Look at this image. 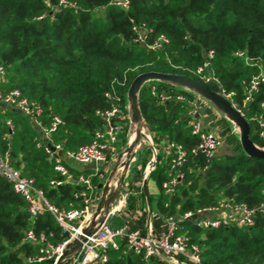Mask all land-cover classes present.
Wrapping results in <instances>:
<instances>
[{"label":"trees","instance_id":"trees-1","mask_svg":"<svg viewBox=\"0 0 264 264\" xmlns=\"http://www.w3.org/2000/svg\"><path fill=\"white\" fill-rule=\"evenodd\" d=\"M0 0V65L6 71L5 89H18L30 101L38 103L40 116L48 127L52 116L63 125L51 134L64 149L75 150L88 144L93 134L102 130L103 120L97 110L109 105L104 94L115 89L126 106V95L134 78L145 72L181 74L198 80L196 68L205 54L213 51L212 70L226 92H233L232 103L241 108L249 125L250 140L264 148L255 119L264 118V83L250 103H244L242 81L258 73L255 65L236 56L243 52L264 70V0H128L127 8L112 0ZM147 30L145 44L163 35L167 43L157 50L135 42L134 28ZM216 91L214 85L207 84ZM155 88L152 94L151 88ZM182 94L186 101L174 99L160 103L159 95ZM196 95L165 82L151 81L139 90L141 115L152 134L154 145L160 138L181 145L187 152L182 170L184 178L173 195H165L163 182L171 179V168L164 154H157L150 175L161 189L156 202L164 217L183 215L215 204L220 199L264 206V159L245 155L236 135L230 137L233 154L214 155L205 168L202 155L191 150L198 143L193 135L188 113ZM10 121L13 132L6 125ZM119 136L116 153L127 143ZM39 133L28 118L12 109L0 108V153L12 166L31 178L34 186L56 207H79L74 194L82 186L52 181L62 178L54 171L47 155L35 145ZM140 158L128 179L142 174L151 159ZM74 175L88 169L71 168ZM104 173L92 177L96 191ZM182 230L200 248V264H264V219L257 214L249 227L200 228L192 219L181 221ZM51 234L58 244L66 234L54 217L44 212L29 220L25 201L0 177V264H31L26 258L35 248L22 241L24 232ZM107 264H143L142 258L126 250L108 251ZM38 264H51L42 262ZM157 264V263H156Z\"/></svg>","mask_w":264,"mask_h":264},{"label":"built area","instance_id":"built-area-1","mask_svg":"<svg viewBox=\"0 0 264 264\" xmlns=\"http://www.w3.org/2000/svg\"><path fill=\"white\" fill-rule=\"evenodd\" d=\"M119 7L127 8L128 0H112ZM60 6L69 5L67 0H60ZM138 36L135 42L145 45L147 48L157 50L167 43L165 36L160 35L158 39L150 44H145L147 30L144 26L134 28ZM244 59L247 64L255 65L258 73L252 75L248 80L242 81L244 103H250L261 91L264 83V70L256 60L247 57L243 52L235 54ZM213 51L205 54L204 61L196 68L195 75L198 81L207 85H214L216 92L224 96L242 116L243 110L237 108L231 99L233 92H226L218 77L212 70ZM6 71L0 65V108L12 109L20 112L28 118L39 136L35 139V145L42 150L51 161L54 171L62 178L51 182L54 187L63 183H72L82 186V189L74 194V198L79 200V207L68 210L60 209L52 204L44 195L43 191L34 186L33 180L22 175L21 171L12 166L7 155L0 153V177L8 182L15 194L19 195L27 205L29 220L33 222L40 214L50 213L57 224L66 234L65 239L58 244L50 241L51 234L36 232L28 229L24 232L22 241L29 243L35 248L33 255H29L26 260L31 264L51 262L56 264L66 245L76 239L84 227L91 220L97 206V199L94 195L92 177L104 171L111 159L116 156V143L119 136L125 133L124 124L127 121L126 106L115 89L107 91L104 96L109 101L108 107L97 110L96 116L100 117L104 126L102 130L96 131L92 140L88 144L79 146L75 150L64 149L61 143H55L51 134L63 125L61 118L52 116L50 125L46 127L40 119L43 113L42 107L25 98L18 89H5ZM152 94L155 88H151ZM160 103L174 99L175 101H186L182 94L173 98L171 94H161L158 96ZM203 104L199 98H195L191 105L193 109L188 115L191 118L189 125L193 135L198 136V143L191 150L194 155H202L206 161L204 169L213 159L216 151L224 144V139L215 132L205 130L198 117L199 107ZM260 108L264 110V102H260ZM255 123L259 129V136L264 137V118H256ZM10 133L13 126L10 121H6ZM163 141V154L168 159L172 169H175L173 177L162 183L161 189L165 195H173L177 185L184 178L183 166L186 163L187 152L174 142L166 138ZM157 156V145H154ZM72 165L82 169L92 171V174H73ZM264 192V191H263ZM113 212V210H112ZM112 212L103 223L96 228L94 233L82 244L81 250L69 264H107L108 251L118 250L121 240L124 241L126 250L141 256L143 264H200V248L185 231L182 230L181 221L192 219L200 228L217 229L219 227H249L253 225L255 216L261 214L264 219V206L259 208L249 207L245 203H235L229 199H220L213 205H208L197 209L195 212H186L183 215H172L165 217L167 232L165 235H155L148 232L141 235L138 232H131L127 227L114 229L109 219Z\"/></svg>","mask_w":264,"mask_h":264},{"label":"water","instance_id":"water-1","mask_svg":"<svg viewBox=\"0 0 264 264\" xmlns=\"http://www.w3.org/2000/svg\"><path fill=\"white\" fill-rule=\"evenodd\" d=\"M151 81L172 84L201 98L217 112L227 116L233 123L238 125L239 133L237 137L246 156L264 159V148L258 147L250 140L248 123L224 96L197 79L181 74L149 71L137 75L129 86L126 95V107L129 117L127 143L117 154L115 161L106 173L104 181L97 185V189L101 192V196L90 223L82 229L81 234L76 239L66 245L56 264H69L81 250L82 244L86 242L87 238L94 233L96 228H98L112 212L115 204L121 197L126 180L130 176L136 163L142 157V151L147 146L151 150V159L144 170L148 175L153 171L156 163L154 141L141 115L138 101L140 88L145 83ZM131 126H133V132H131ZM143 187L146 192L145 184Z\"/></svg>","mask_w":264,"mask_h":264},{"label":"crops","instance_id":"crops-1","mask_svg":"<svg viewBox=\"0 0 264 264\" xmlns=\"http://www.w3.org/2000/svg\"><path fill=\"white\" fill-rule=\"evenodd\" d=\"M202 118L203 115L200 110L198 117L200 123ZM202 126L204 125L202 124ZM203 128L205 129V127ZM160 144H164L161 139L157 143V152L163 154V146ZM230 152L229 147L223 145L215 155H231ZM103 173L105 174L104 171ZM144 184L146 192L144 191ZM124 190V196L115 204L109 219L111 226L114 229L125 226L129 231L138 232L141 235H146L148 232L160 236L165 235L167 232L165 217L159 213L156 206L161 189L156 185L154 179L151 176L142 179L141 175L133 179H127ZM96 194L98 195L96 196ZM94 195L98 204L101 192L99 190L96 192L94 189ZM121 242L124 241L121 240Z\"/></svg>","mask_w":264,"mask_h":264},{"label":"rangeland","instance_id":"rangeland-1","mask_svg":"<svg viewBox=\"0 0 264 264\" xmlns=\"http://www.w3.org/2000/svg\"><path fill=\"white\" fill-rule=\"evenodd\" d=\"M199 100H201L203 102V104L199 107V111L201 110L202 115H203V118L201 119V123L204 125L203 127H205V130L215 132L219 136L222 135L221 136L222 138L224 136V138H223L224 139V144L223 145H226L227 147H229V149L231 151L230 153L233 154V151L231 150V146L229 144V140H230V137L233 136V135L238 136V133H239L238 125L236 123H233L232 120H230L227 116L223 115L222 113L217 112L212 106H210L208 103H205L201 98H199ZM126 112H127V107H126ZM127 118H128L127 119L128 120L127 135H128V132H129V117H128V114H127ZM131 132H133V126H131ZM226 138H227V140H226ZM160 145L162 146V144H160ZM117 154L118 153H116V156H117ZM116 156H115V158L111 159L109 164L105 167V169H104V172H105L104 175L105 176L102 178L100 183L103 182L104 179L106 178V173L110 169L112 163L115 161ZM148 157H149V155H148L147 151L144 149L142 151V158H148ZM72 166L74 168H76L75 165H72ZM89 174H92V171L88 170L86 172V176L89 175ZM149 175L147 174V172H145V170H143L142 174H141V178L144 179L145 177H147ZM125 184H126V182H125ZM124 187H125V185H124ZM124 193H125V190H123L119 200H121V198L124 196ZM98 194H99V192H98ZM98 194H96V196Z\"/></svg>","mask_w":264,"mask_h":264}]
</instances>
